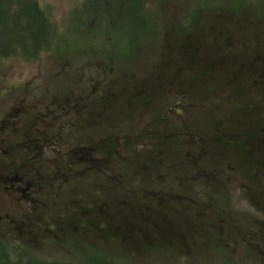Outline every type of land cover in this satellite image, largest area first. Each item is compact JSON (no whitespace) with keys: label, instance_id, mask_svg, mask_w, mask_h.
Returning <instances> with one entry per match:
<instances>
[{"label":"flooded vegetation","instance_id":"obj_1","mask_svg":"<svg viewBox=\"0 0 264 264\" xmlns=\"http://www.w3.org/2000/svg\"><path fill=\"white\" fill-rule=\"evenodd\" d=\"M248 12L241 10L242 21L253 16ZM254 14V24H224L214 40L192 35L180 43L178 58L147 54L139 72L132 57L124 61L101 9L76 30V49L63 41L67 56L62 73L52 76L56 89L1 88L0 188L21 212L0 214V227L26 236L37 252L51 237L68 256L83 242L97 252L115 254L122 242L125 251L147 253L166 241L186 246L209 236L217 226L210 212L230 203L235 184L243 204L263 207L264 11ZM40 45L30 59L18 52L0 61L34 63L54 51L53 44ZM193 48L190 62L220 72L182 73V49ZM171 62L173 74L165 72ZM220 91L234 105L219 118L211 96ZM139 112L141 130L134 134ZM124 126L130 134L99 131ZM219 215L217 237L233 220Z\"/></svg>","mask_w":264,"mask_h":264},{"label":"rangeland","instance_id":"obj_2","mask_svg":"<svg viewBox=\"0 0 264 264\" xmlns=\"http://www.w3.org/2000/svg\"><path fill=\"white\" fill-rule=\"evenodd\" d=\"M37 1L44 10L48 11V17L54 25L53 31H56L57 37L54 51L43 54L41 59L34 63L20 58L0 61V89L5 88L12 93L18 87L24 89L25 85L30 89L47 88L52 85V88L56 89L54 86L56 82L53 77L62 73L66 60L65 56H67L66 53L63 55L64 52H61L64 45L63 41L68 40L69 46L76 49L81 41L76 30L83 25L84 19L92 20L97 11L101 9L106 10L107 21L108 23L111 21L113 25L114 32L111 34L114 39L120 42L119 49L124 61L132 57L138 70L147 54L153 60H156L155 58L159 57L160 54H164V56L169 54L172 58H178L181 45L184 46L185 42L191 41L192 35L202 36V38L196 37L194 40H214V36L222 30L224 24L229 26L235 24V27L247 25L252 23L250 21L255 18V9L264 11V0H151V6L147 4L146 0ZM245 9L249 10L246 15L253 16H246L242 21L240 16L243 15L240 12ZM11 10L14 11V15L21 16L22 12L25 14L26 8H21L19 5L17 9ZM229 13L233 15L227 17ZM3 25L4 27L8 26L7 24ZM212 26L216 28L215 32L209 30V27ZM126 42H130V45ZM166 46L170 47L166 49ZM193 52L194 48L182 49L181 66L185 69L181 71L182 73L193 71L199 74L214 75L220 72L216 69L210 70L205 62L203 65L190 62L186 56H191ZM139 72L141 71L139 70ZM165 72H175L173 62L165 68ZM126 83L125 80L121 85L125 86ZM226 96L227 94H223L222 91L217 92V94L215 92L214 96H211L212 105L215 106L214 110L217 113L216 117H222L223 112L226 109L229 111L234 105L231 102L228 103ZM152 103L150 107L154 106ZM202 111L204 112V114L202 113L203 117L206 112L205 110ZM158 114L160 113L155 115ZM142 117L141 112L136 113L134 119L132 117L134 134H138L141 130L136 125L138 122L142 123ZM151 119L152 116L145 117L144 121H151ZM124 127L126 128H103L99 131L122 130L125 132L123 135L130 134L131 127ZM230 132L237 134L238 129H230ZM236 158L230 155V160L234 164H237ZM233 175L237 178L236 173ZM237 185L235 184V187L231 186L230 188V203L224 207L219 204L218 208L210 212V216L214 217V224L217 225L213 230H217L219 233L221 227H218V224H221V221H216V216H220V212L233 216L231 225L229 223L225 235L221 236L222 239L217 237V233L212 230L209 236L187 241L188 245L186 246L180 245V242L170 243L166 241L157 244L154 250L146 251L147 253L125 251L122 248V242H120L119 249L114 252L117 256L112 257V259L120 264H264V206L259 209L248 208V205L241 201L240 196L242 195ZM41 225L45 228L48 227L44 222ZM49 226L51 225L49 224ZM26 238V236L11 229L0 227V244L9 252L10 258L13 260L17 258L14 253L21 251L18 249L13 252L14 245L17 243H20L24 251L32 253L30 255L35 256V259L40 258L48 262L62 264L66 262L85 264V255L93 251L91 250L93 248H89L92 247L91 245L83 242L79 244V248H75L78 252L75 256H68L67 251H60L59 248H55L54 243L50 240L51 237H43V243L41 242V247H38L37 252L29 245ZM99 253L108 256L114 255L106 251H99Z\"/></svg>","mask_w":264,"mask_h":264},{"label":"trees","instance_id":"obj_3","mask_svg":"<svg viewBox=\"0 0 264 264\" xmlns=\"http://www.w3.org/2000/svg\"><path fill=\"white\" fill-rule=\"evenodd\" d=\"M19 5L26 8L25 14L22 12L21 16L14 15L11 10L17 9ZM3 24L8 26L4 27ZM53 30L54 25L48 17V11L43 10L37 0H0V58L17 55L18 52L27 59L32 58L34 53L41 50L40 42H48L49 47L55 44L57 37ZM14 248L16 251L21 250L14 253L17 256L15 260L10 258L9 252L0 244V264H62L35 259V256L19 245H14ZM115 256L117 254L108 256L92 251L85 255V264H120L112 259Z\"/></svg>","mask_w":264,"mask_h":264},{"label":"water","instance_id":"obj_4","mask_svg":"<svg viewBox=\"0 0 264 264\" xmlns=\"http://www.w3.org/2000/svg\"><path fill=\"white\" fill-rule=\"evenodd\" d=\"M172 118L178 122L176 117L172 116ZM20 212L21 209L10 201L8 193L0 188V214L9 213L18 216Z\"/></svg>","mask_w":264,"mask_h":264}]
</instances>
